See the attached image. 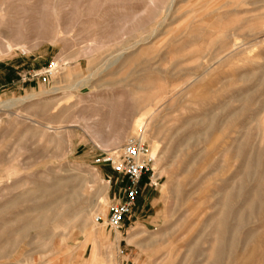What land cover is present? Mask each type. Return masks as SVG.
<instances>
[{
	"label": "rangeland",
	"instance_id": "obj_1",
	"mask_svg": "<svg viewBox=\"0 0 264 264\" xmlns=\"http://www.w3.org/2000/svg\"><path fill=\"white\" fill-rule=\"evenodd\" d=\"M0 100V264H264V0H0ZM144 111L111 229L101 153Z\"/></svg>",
	"mask_w": 264,
	"mask_h": 264
},
{
	"label": "built area",
	"instance_id": "obj_2",
	"mask_svg": "<svg viewBox=\"0 0 264 264\" xmlns=\"http://www.w3.org/2000/svg\"><path fill=\"white\" fill-rule=\"evenodd\" d=\"M153 160L144 131L141 129L129 136L120 146L102 151L101 163L111 168L121 185L119 194L114 196L108 215L106 218L97 216V222L105 223L111 229L121 227L124 219L133 212L144 176L149 175V182L154 183ZM111 180L109 177V182Z\"/></svg>",
	"mask_w": 264,
	"mask_h": 264
},
{
	"label": "bare ground",
	"instance_id": "obj_3",
	"mask_svg": "<svg viewBox=\"0 0 264 264\" xmlns=\"http://www.w3.org/2000/svg\"><path fill=\"white\" fill-rule=\"evenodd\" d=\"M32 95H27L26 97H24V98H22L21 99V101H23V100H25V99H31L32 97H31ZM31 97V98H30ZM34 98V97H33ZM2 106H5L4 105V102H2L1 100H0V109L2 108ZM6 107V106H5ZM145 113H146V111H144V112H142V113H140V117L137 119V126H138V128L139 129H143L144 127H145V124H146V117H145ZM137 130V129H136ZM54 180V179H53ZM59 181H56L52 186H51V188L50 187H48V186H44V187H42V188H40L41 189V195L42 194H45V193H47V192H50V191H54V190H57L61 185H59V183H58ZM231 184V183H230ZM39 187H41V186H39ZM234 187V186H233ZM76 190V189H75ZM28 192V191H27ZM30 192V191H29ZM28 192V193H29ZM34 192V191H33ZM75 192L76 191H74L72 194H71V197L72 196H74L73 194H75ZM31 193V192H30ZM29 195V194H28ZM69 195V194H68ZM70 196V195H69ZM76 196V195H75ZM42 197V196H41ZM227 198V197H226ZM71 200V199H70ZM58 202V200L56 199V200H54V201H48V202H44V203H42L41 205H37V206H35V209L38 211V217H36V218H34L33 220H32V224L33 223H36L37 221L36 220H38L39 218H44V216H45V214L49 211V210H52L53 209V207H54V204L55 203H57ZM59 203V202H58ZM61 215V214H60ZM31 223V222H30ZM216 229V228H215ZM214 230V229H213ZM21 231V230H20ZM17 232V231H16ZM117 237H119V235L117 234L116 235ZM128 241H132V242H134V241H136L137 243L138 242H141V239H140V230H139V228L138 227H135L134 228V232L132 233V234H130V236L128 237ZM101 254V253H100ZM95 258V253L93 254V256H92V259H94Z\"/></svg>",
	"mask_w": 264,
	"mask_h": 264
}]
</instances>
